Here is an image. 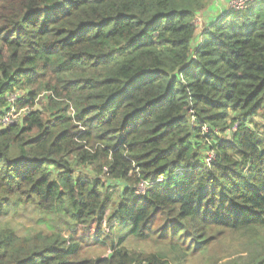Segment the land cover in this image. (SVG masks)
<instances>
[{"label": "trees", "instance_id": "16d2710c", "mask_svg": "<svg viewBox=\"0 0 264 264\" xmlns=\"http://www.w3.org/2000/svg\"><path fill=\"white\" fill-rule=\"evenodd\" d=\"M209 3L0 0V264H264V0Z\"/></svg>", "mask_w": 264, "mask_h": 264}, {"label": "rangeland", "instance_id": "374dc122", "mask_svg": "<svg viewBox=\"0 0 264 264\" xmlns=\"http://www.w3.org/2000/svg\"><path fill=\"white\" fill-rule=\"evenodd\" d=\"M233 0L230 1V3ZM230 3H228V9L227 11L230 10ZM226 11V12H227ZM225 12H222V15H220L218 18H216L212 23H216L224 14ZM202 17L198 16V18L195 21L196 26L198 27V30L200 32L203 31L202 28ZM140 190V189H139ZM9 224L11 227L17 229L19 235H26L29 234L33 230H45V224L47 223L46 218L44 215H42L33 205H20L19 207L16 208V211H14L12 208H9V211H7V214L4 215L2 218H0V224ZM92 244L89 243V246H87V250L93 255L94 253L99 252L97 247H91ZM138 249H141L139 246H137ZM213 251V252H212ZM210 257L212 258H223V253L221 252L220 249L217 250L216 248L213 247L212 250L210 251ZM216 252V254H215ZM100 255V254H99ZM207 259H210L207 257ZM199 259H195L193 263H198Z\"/></svg>", "mask_w": 264, "mask_h": 264}, {"label": "crops", "instance_id": "0c3cea01", "mask_svg": "<svg viewBox=\"0 0 264 264\" xmlns=\"http://www.w3.org/2000/svg\"><path fill=\"white\" fill-rule=\"evenodd\" d=\"M231 0H210L209 6L203 14L199 16L202 17V28L205 29L207 23H212L213 18L214 20L222 15V12H226L228 9V3Z\"/></svg>", "mask_w": 264, "mask_h": 264}, {"label": "built area", "instance_id": "2783aa9c", "mask_svg": "<svg viewBox=\"0 0 264 264\" xmlns=\"http://www.w3.org/2000/svg\"><path fill=\"white\" fill-rule=\"evenodd\" d=\"M254 1L256 0H233L230 3V9H234V10L244 9Z\"/></svg>", "mask_w": 264, "mask_h": 264}, {"label": "water", "instance_id": "95a60500", "mask_svg": "<svg viewBox=\"0 0 264 264\" xmlns=\"http://www.w3.org/2000/svg\"><path fill=\"white\" fill-rule=\"evenodd\" d=\"M110 255H108V257H109Z\"/></svg>", "mask_w": 264, "mask_h": 264}]
</instances>
